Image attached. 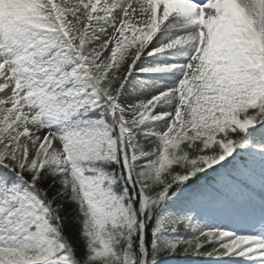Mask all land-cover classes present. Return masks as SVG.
Masks as SVG:
<instances>
[{"label":"snow or ice","instance_id":"snow-or-ice-1","mask_svg":"<svg viewBox=\"0 0 264 264\" xmlns=\"http://www.w3.org/2000/svg\"><path fill=\"white\" fill-rule=\"evenodd\" d=\"M264 264V0H0V264Z\"/></svg>","mask_w":264,"mask_h":264},{"label":"trees","instance_id":"trees-1","mask_svg":"<svg viewBox=\"0 0 264 264\" xmlns=\"http://www.w3.org/2000/svg\"><path fill=\"white\" fill-rule=\"evenodd\" d=\"M181 256H183V255L181 254L178 258H180Z\"/></svg>","mask_w":264,"mask_h":264}]
</instances>
